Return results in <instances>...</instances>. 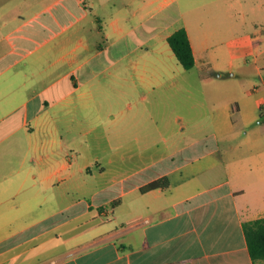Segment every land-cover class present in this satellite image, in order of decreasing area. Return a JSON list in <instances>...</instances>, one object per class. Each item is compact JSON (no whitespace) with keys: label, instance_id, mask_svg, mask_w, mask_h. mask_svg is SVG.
Listing matches in <instances>:
<instances>
[{"label":"crops","instance_id":"obj_1","mask_svg":"<svg viewBox=\"0 0 264 264\" xmlns=\"http://www.w3.org/2000/svg\"><path fill=\"white\" fill-rule=\"evenodd\" d=\"M180 2L0 0V264H264L251 257L244 229L264 218V133L253 124L264 114V85H223L243 53L264 73V29L244 44L235 39L227 66L210 63L222 80H209L223 85L211 111L215 147L198 150L203 138L169 150L99 185L85 206L81 169L65 154L67 117L91 132L93 104L113 99L108 87L127 100L131 88L155 91L181 72L168 42L179 28L164 35L162 27L168 11L178 19ZM198 2L188 0L184 13L210 21ZM214 3L229 21L264 22V0ZM185 28L204 65L209 41ZM234 102L245 133L234 129ZM187 151L195 153L180 159ZM163 176L168 188L140 191Z\"/></svg>","mask_w":264,"mask_h":264},{"label":"rangeland","instance_id":"obj_2","mask_svg":"<svg viewBox=\"0 0 264 264\" xmlns=\"http://www.w3.org/2000/svg\"><path fill=\"white\" fill-rule=\"evenodd\" d=\"M214 1L216 0L198 2L208 4L201 8L204 11L197 10L199 15L203 13L211 17L208 22L190 21L192 12L184 13L188 8V0H181L176 21H170L171 10L162 16V27L169 26L164 31V35L189 26L193 31L203 35V40L209 41V51L206 53L209 57L207 63L201 65L198 62L196 67L186 70L177 60L181 72L177 73L173 82H167L161 88L151 92H147L142 86H139L138 90L131 88L127 100L118 97L121 95L120 86L114 84L108 87L106 93L112 94L113 99L107 101L102 98L103 95L93 104L91 132L84 133L81 131L83 128H78L76 119L72 116L67 117V129L64 133L65 154L67 159H72L74 169H81L76 173L81 177L83 206L94 203L92 193L99 185L110 181L118 174L126 172L132 174L139 171L146 164L167 154L169 150L189 145L203 138H205L204 142L196 146L198 150L205 146L215 147L217 140L211 135L213 132L211 111L217 104L219 96L223 94L221 93L223 85L246 83L249 88L263 87L264 80L261 75L263 76L264 73L261 74L256 70L253 56L244 55L245 53L232 71L236 76L225 71L223 73L225 83L220 84L221 87L212 83V79L209 80V78L222 80L218 77L221 72L215 71L210 63L227 66L228 48L236 43L235 39H239L244 44L243 42L247 41L246 38L254 37L257 32L264 29V22L244 18L235 22L227 20L225 16L227 13L221 12ZM147 24L153 26L155 23ZM233 30L236 32L235 35ZM166 44L169 46L167 42ZM259 65L264 66V57L260 58ZM141 94L146 96L145 101L140 99ZM260 94L264 96V92ZM261 116L259 112L253 124L264 121ZM247 130L249 131L246 129L241 133ZM195 152L187 151L180 159ZM98 159L107 170L103 177L100 176L101 172L98 169L100 164L98 166L95 164ZM112 159L113 165L108 162ZM138 179L139 176L133 181ZM90 217V215L83 216L81 222L86 223Z\"/></svg>","mask_w":264,"mask_h":264},{"label":"trees","instance_id":"obj_3","mask_svg":"<svg viewBox=\"0 0 264 264\" xmlns=\"http://www.w3.org/2000/svg\"><path fill=\"white\" fill-rule=\"evenodd\" d=\"M168 42L183 67L186 70L193 69L196 65V58L187 29L185 27H181L176 30L168 38ZM261 114V118L264 119V114ZM231 119L235 131H246L238 102L231 104ZM261 131L264 133V121L261 122ZM174 158L175 157H173V159ZM169 184L170 182L168 177L163 176L141 186L140 191L142 193H146L155 189H165L169 187ZM244 229L251 257L254 261H264V218L246 222Z\"/></svg>","mask_w":264,"mask_h":264}]
</instances>
